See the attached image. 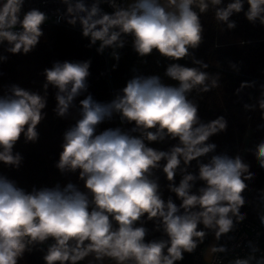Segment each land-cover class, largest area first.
Listing matches in <instances>:
<instances>
[{
    "label": "clouds",
    "instance_id": "9594fccd",
    "mask_svg": "<svg viewBox=\"0 0 264 264\" xmlns=\"http://www.w3.org/2000/svg\"><path fill=\"white\" fill-rule=\"evenodd\" d=\"M25 2L0 0V46L13 55L32 52L44 34L41 26L49 19L38 8L24 11ZM59 3L64 8L55 9L56 22L79 23L82 35L90 39L88 47L99 42L98 52L110 48L111 56L119 60L117 49L131 37L138 56L156 50L173 61L164 75L177 84H166L159 75H135L110 102H99L91 94L79 100L78 118L64 133L56 168L62 174L78 172L86 191L71 182L63 188L57 184L26 191L0 175V264H18L26 251L49 240L45 264H79L89 256L93 257L89 264H103L106 258L114 264H177L184 253H192L204 242L208 232L219 240L233 231L246 218L241 212L246 203L243 193L246 181L255 174L239 154H213L217 145L210 138L226 130L227 120L219 116L202 121L196 100L189 97L194 91L207 93L219 87L221 77L207 72L209 65L197 59L194 50L203 43L201 15L210 7L214 19L224 25L223 31L236 28L230 18L241 12L251 24L264 26V0H230L226 5L224 0ZM101 4L113 11L105 12ZM185 58L196 66L178 63ZM7 59L0 55V61ZM90 63L65 60L45 68L43 95L17 84L7 86L0 95V162L18 169L23 158L14 146L21 136L26 143L38 140L37 126L46 116L42 110L49 86L57 90L56 115H69L76 98L87 92ZM229 67L240 71L236 63L229 62ZM253 86L254 82H242L237 94ZM257 107L264 119V91L256 104L244 105L245 110ZM114 114L132 127L97 133L98 126ZM166 139L176 141L166 151L146 143ZM247 151L264 169V140ZM203 157H208L207 162L201 161ZM192 161L198 172L189 171ZM157 170L165 174L167 189L179 205L171 196L163 198ZM177 175L181 177L178 185ZM197 181L203 186L194 192ZM145 219L154 221L155 230L162 231L166 239L146 242ZM259 220L264 226V212ZM210 248L214 253L227 251L224 246ZM249 248V255L229 264H264V256L256 257L259 249L251 243Z\"/></svg>",
    "mask_w": 264,
    "mask_h": 264
},
{
    "label": "trees",
    "instance_id": "16d2710c",
    "mask_svg": "<svg viewBox=\"0 0 264 264\" xmlns=\"http://www.w3.org/2000/svg\"><path fill=\"white\" fill-rule=\"evenodd\" d=\"M230 0H224L226 5ZM248 5L245 3V11ZM236 22V28L223 31L224 25L214 19V9L201 15L204 27V39L200 47L194 50V55L207 63L206 69L211 74H220V86L213 88L207 93L197 94L195 91L189 97L195 99L198 104V112L201 120L208 122L219 116L227 120V128L219 134L213 135L209 142L215 143L217 148L213 154L226 153L229 156L240 155L244 162L250 165V171L254 178L246 181L247 189L243 193L246 203L241 212L250 219L259 218L261 213V190L264 184V169L258 166L257 160L251 151L264 140V119L257 107L254 110H245V104H254L258 93L264 91V26L259 23L253 25L244 16V13L234 14L231 18ZM43 36L36 48L27 55L7 53L5 46H0V55L8 57L6 61H0V95H4L7 86L17 84L25 89L39 92L43 95L42 88L45 78L43 71L51 68L54 62L91 61L87 78V92L76 98V107L71 108L66 118L56 115L55 93L56 89L49 86L47 95L46 113L37 126L39 138L36 142H25L23 136L14 146V152L22 156L20 167L14 168L0 162V175L15 181L18 187L31 191L33 187H54L59 184L62 188L71 182L76 184L81 191H86L84 182L79 179V173H61L56 168L59 153L62 151L64 133L75 123L78 118L79 100L85 95L91 94L99 102H110L115 95L126 86V82L135 75L151 76L159 75L166 84L176 85L164 75L165 69L170 61L157 52L146 57H140L133 47H123L118 52L119 60L111 55L106 60L103 53L97 51L98 47L90 44V40L82 33L57 25L42 26ZM241 41L244 43L242 44ZM229 62L236 63L240 68L237 73L229 67ZM178 63L193 67L190 58H185ZM115 66V67H114ZM242 82H254L253 87H245L237 94ZM251 119V128L247 141L242 149L241 143L244 139L248 120ZM121 127L130 129L131 124H122L119 115L113 116L110 121L100 124L97 133L108 128ZM138 135V134H134ZM148 146L157 150H168L176 143L175 140L163 142H146ZM211 155V154H210ZM207 162L208 157L200 158ZM163 163V162H162ZM190 172H198L196 161L191 162ZM155 175L159 177V184L163 198L169 196L173 201L180 204L174 193L167 189L169 183L165 174L157 170ZM181 177L176 176L178 185ZM203 186L202 181H197L193 191ZM139 226V225H138ZM144 227L148 229L146 242L158 240L166 236L162 231L155 230L154 221L145 219ZM203 228L202 225L199 226ZM212 232H208L210 235ZM49 240L43 245H37L31 252H25L18 264H45L43 256L46 253ZM192 253H184V259L177 264H190Z\"/></svg>",
    "mask_w": 264,
    "mask_h": 264
},
{
    "label": "built area",
    "instance_id": "2783aa9c",
    "mask_svg": "<svg viewBox=\"0 0 264 264\" xmlns=\"http://www.w3.org/2000/svg\"><path fill=\"white\" fill-rule=\"evenodd\" d=\"M85 2L91 4L92 0H85ZM120 2H122V0H120ZM101 7L105 12L111 13L113 11L107 4H101ZM31 8H38L49 15V19L42 26L57 25L82 33L79 23L70 25L66 20H61L59 23L56 22L55 9L60 8L63 10L64 8V6L59 3V0H26L24 11ZM95 46L99 47V42H97ZM124 47H132L131 37L126 38ZM119 50L120 49H117V51ZM153 52L158 53L156 50ZM103 55L107 60L111 55L110 48H106ZM210 235H207L204 242L199 244L193 251L190 264H229L234 258H243L249 255V243L259 249L256 253L257 258L264 256V226L261 225L259 218L250 219L246 217L243 221L236 223L233 231L222 235L219 240L214 237L215 241L212 246H224L227 249L226 252L214 253L211 249L209 252L207 251V243Z\"/></svg>",
    "mask_w": 264,
    "mask_h": 264
},
{
    "label": "rangeland",
    "instance_id": "374dc122",
    "mask_svg": "<svg viewBox=\"0 0 264 264\" xmlns=\"http://www.w3.org/2000/svg\"><path fill=\"white\" fill-rule=\"evenodd\" d=\"M110 51L112 52V49H110ZM259 98H260V93H258L257 98H256L254 104L257 103V100H258ZM255 109H256V108H255ZM250 128H251V119L248 120V125H247V127H246V131H245L244 139H243V141H242V143H241V147H240V149H242V148L244 147V145H245V143H246V141H247V137H248V135H249ZM214 237H215V234L212 232L211 235H210V237H209L208 243H207V247H208V248H207V251H208V252H209V247H210L211 240H212V238H214Z\"/></svg>",
    "mask_w": 264,
    "mask_h": 264
},
{
    "label": "crops",
    "instance_id": "0c3cea01",
    "mask_svg": "<svg viewBox=\"0 0 264 264\" xmlns=\"http://www.w3.org/2000/svg\"><path fill=\"white\" fill-rule=\"evenodd\" d=\"M261 195L264 196V184H262V190H261ZM264 212V201H262L261 203V213ZM215 241V238H212L211 240V243H210V247H212L213 243ZM209 247V251H210V248ZM90 260H93V257L89 256V257H86L83 261L79 262V264H89V261ZM103 264H114L113 261H111L110 259H105L103 261Z\"/></svg>",
    "mask_w": 264,
    "mask_h": 264
}]
</instances>
